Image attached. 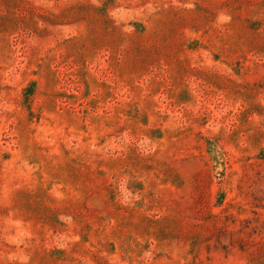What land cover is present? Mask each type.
I'll return each mask as SVG.
<instances>
[{"label": "rangeland", "instance_id": "374dc122", "mask_svg": "<svg viewBox=\"0 0 264 264\" xmlns=\"http://www.w3.org/2000/svg\"><path fill=\"white\" fill-rule=\"evenodd\" d=\"M0 264H264V0H0Z\"/></svg>", "mask_w": 264, "mask_h": 264}]
</instances>
